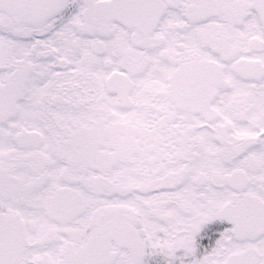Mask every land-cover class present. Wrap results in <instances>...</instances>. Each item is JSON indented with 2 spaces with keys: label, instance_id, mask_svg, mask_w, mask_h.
I'll use <instances>...</instances> for the list:
<instances>
[{
  "label": "snow or ice",
  "instance_id": "obj_1",
  "mask_svg": "<svg viewBox=\"0 0 264 264\" xmlns=\"http://www.w3.org/2000/svg\"><path fill=\"white\" fill-rule=\"evenodd\" d=\"M0 264H264V0H0Z\"/></svg>",
  "mask_w": 264,
  "mask_h": 264
}]
</instances>
